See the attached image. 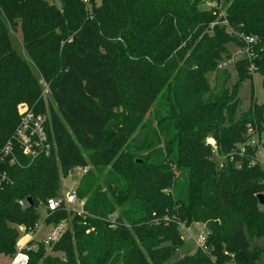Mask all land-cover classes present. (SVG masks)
<instances>
[{
  "label": "trees",
  "instance_id": "1",
  "mask_svg": "<svg viewBox=\"0 0 264 264\" xmlns=\"http://www.w3.org/2000/svg\"><path fill=\"white\" fill-rule=\"evenodd\" d=\"M59 1L0 0V145L21 104L49 115L54 144L49 156L6 166L13 184L0 195V255L17 254L18 228L33 230L62 178L87 167L77 188L86 215L64 203L44 217L55 228L72 217L50 247L71 264H164L184 243L181 226L193 224L205 226V247L173 264H264V247L251 242H264V144L251 140L264 135V103L252 86L250 109L237 117V90L253 77L238 62L230 89L217 69L229 43L251 37L264 78V0L223 2L233 34L211 29L216 16L199 0ZM17 28L43 84L11 45ZM45 85L56 109L44 108ZM104 173L106 193L97 186ZM47 249L24 250L28 264L57 259Z\"/></svg>",
  "mask_w": 264,
  "mask_h": 264
},
{
  "label": "rangeland",
  "instance_id": "2",
  "mask_svg": "<svg viewBox=\"0 0 264 264\" xmlns=\"http://www.w3.org/2000/svg\"><path fill=\"white\" fill-rule=\"evenodd\" d=\"M47 2L55 5L56 7H61L59 0H47ZM198 3H199L198 7L200 10H202V11L205 10L208 12L211 11V13H213L216 16L215 21L211 24V29L214 28V26H219L220 28L225 29V32H227L229 34H233V29L229 23L227 15L225 13L226 11L219 12L217 10L212 9V7H211L212 2L209 0H199ZM224 19L227 20L228 25H224L222 23V21ZM213 33L214 32L212 30L209 31L210 35H213ZM9 34H10L11 45H12L13 49L15 50V52L22 59L26 60L30 64L33 74L35 75V77L37 79H39L42 82L39 70L37 69L35 64L32 61H30V59L28 58V55L26 53V50L24 48L23 34L21 31V28H17V30L11 29L9 31ZM227 49H228V52L230 54V57L226 58L227 55L224 54L223 55V61L218 64L217 69L221 70V71L224 70L225 72H227V74L224 76V79L227 81V87L231 89L238 82L239 72L236 68V64L238 62H241L243 59H241V57L239 55H237L238 48L233 43H229L227 45ZM245 67H246L248 74H250L249 69H248L249 65L245 63ZM215 74H217V72L212 73L208 76L209 83H210V86L212 89L215 88V86L217 85V82H218L217 76ZM250 75L253 77V79L242 81L240 86H239V89L237 90L236 99L239 101V104H240L239 113H238L237 117L241 116L242 113H246L250 109L251 102H252V100H251L252 86L254 89V95H255V99H256L257 104L262 105L264 103V85H263L264 78L261 75L256 74V73H255V75H253V74H250ZM227 76H228V78H227ZM42 84H43V82H42ZM43 104H44L45 110H48L49 108L56 109V105H55V103H54V101L50 95V90L48 89V87L44 88ZM24 105L29 107L27 104H21L18 108L19 115H20V113H22L23 109L26 108V107H23ZM29 109H30V107H29ZM262 136L263 137H260V139H258V140L256 138L252 137L251 140L254 143L264 144V135H262ZM205 142H206V145L211 146L212 150H217L216 141L210 135L205 139ZM97 178H98L97 186H99L102 193H106L107 188L104 184V183H106V181L108 182V179L106 177V173H104L101 176L97 175ZM61 181L62 182H61V190L59 192V195H60L59 198H63L67 207L70 208V210L73 213H76V211L79 210V206L78 205H76V206L68 205L66 203V196L72 190H75V189L77 190L79 183H80V177L78 176L76 178L73 174V175H69V177H67V178H62ZM45 213H46L45 208L41 206L39 208L40 218H39L38 223H37L38 229L36 230L35 238L31 234H29L28 237L26 238V234L24 233L25 230H23L22 227L18 228L19 233H20V238H19L18 244H17L18 248H23L26 245V243L29 242L31 239H36V241H39L41 239L46 238L47 235L52 234L55 231V229H57V228H58L57 231L64 233V231L71 226L72 217L70 218V220L60 224L57 228H55L51 225H46V224H44ZM201 231H203L204 233H207L205 226L202 224H193L189 228H185L184 225H182L181 229H180V233L182 235V240L184 243H183L182 247L176 251L175 257L171 258L170 260H168L164 264H173L176 261H178V260H180L186 256L193 255L196 252V249L198 248L197 238H198V235L200 234ZM251 242H252L253 246L257 245L259 247H264V242L261 239L253 240ZM46 256L57 257V259H55V260L49 259L47 261V264H65L66 262H69V264H71V262L67 259V257L64 254L55 252L50 247H48V249L46 250ZM27 257H28V262H29V256H27ZM261 259L264 262V253L261 256ZM28 262H27V264H28ZM0 264H10V258L0 255ZM226 264H239V263L237 261H235L234 259H232V261H230L229 263H226Z\"/></svg>",
  "mask_w": 264,
  "mask_h": 264
},
{
  "label": "built area",
  "instance_id": "3",
  "mask_svg": "<svg viewBox=\"0 0 264 264\" xmlns=\"http://www.w3.org/2000/svg\"><path fill=\"white\" fill-rule=\"evenodd\" d=\"M212 2L211 7L219 12L224 11L222 9L223 2L225 0H209ZM223 14V13H222ZM224 25H228L226 19L222 21ZM242 46L237 47V55L249 65V73L255 75L256 68L252 59L255 57L253 52V46L257 43L256 38L240 37ZM255 59V58H254ZM45 87H47L45 85ZM20 113V121L14 132L8 138V140L0 145V195L8 186L13 184L11 177L9 176L6 166H20L21 158H24L30 162H34L36 159L42 156H49L54 148V144L51 140L48 130V124L50 117L46 113L36 112L34 109H29L27 106ZM249 131L252 132L249 126ZM254 144V142H252ZM261 162L264 166V152H261ZM78 176L81 178L88 173L89 168H79ZM63 198H54L47 201L46 211H56L64 204ZM66 203L71 206H79V210L76 211L78 215L85 216L84 201L80 200L77 196V190H72L66 196ZM22 207H25L24 202L19 203ZM69 209V208H68ZM38 224L33 230H30L28 235L36 236V230ZM55 231L47 235L46 238L36 241L32 239L23 248H18L17 254L10 258V264H27L28 255L26 251H36L40 243H43L47 248L52 244L58 242L63 232ZM88 233V232H87ZM207 234L203 231L200 232L197 238L198 247L204 248Z\"/></svg>",
  "mask_w": 264,
  "mask_h": 264
},
{
  "label": "water",
  "instance_id": "4",
  "mask_svg": "<svg viewBox=\"0 0 264 264\" xmlns=\"http://www.w3.org/2000/svg\"><path fill=\"white\" fill-rule=\"evenodd\" d=\"M78 174H79V170L76 169L74 171V176L77 178ZM257 198H258L259 204L264 207V194L258 195ZM28 202H31V200L29 199Z\"/></svg>",
  "mask_w": 264,
  "mask_h": 264
},
{
  "label": "crops",
  "instance_id": "5",
  "mask_svg": "<svg viewBox=\"0 0 264 264\" xmlns=\"http://www.w3.org/2000/svg\"><path fill=\"white\" fill-rule=\"evenodd\" d=\"M27 237H28V234L26 235V238H27ZM30 241H32V239H31ZM30 241H29V242H30ZM29 242H27V243H29ZM27 243H26V244H27Z\"/></svg>",
  "mask_w": 264,
  "mask_h": 264
}]
</instances>
